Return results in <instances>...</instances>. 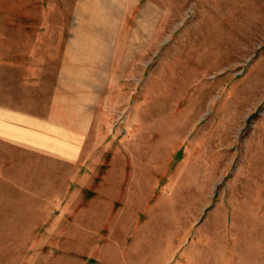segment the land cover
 Listing matches in <instances>:
<instances>
[{
    "label": "rangeland",
    "instance_id": "rangeland-1",
    "mask_svg": "<svg viewBox=\"0 0 264 264\" xmlns=\"http://www.w3.org/2000/svg\"><path fill=\"white\" fill-rule=\"evenodd\" d=\"M87 1L52 11L86 25ZM151 1L154 29H55L48 63L38 5L17 29L0 0L2 100L29 112L0 120V264H264V0Z\"/></svg>",
    "mask_w": 264,
    "mask_h": 264
},
{
    "label": "crops",
    "instance_id": "crops-1",
    "mask_svg": "<svg viewBox=\"0 0 264 264\" xmlns=\"http://www.w3.org/2000/svg\"><path fill=\"white\" fill-rule=\"evenodd\" d=\"M25 0H18L17 5V29H24L23 18H24V8ZM38 5L39 9L33 12L34 19H38V25H34L33 29H38L34 31V35L31 38L27 37L25 44V49L29 50L32 44L33 48V57L45 60L56 59V31L55 29H101V32L107 34L109 38L112 37L115 29H154V23L157 19V13L154 11L153 2L151 0L141 2L142 0H88L90 7L95 9H101V12L98 13L96 17L89 16L86 19L85 23L70 25L65 21L64 16H60V22L56 20L52 9L54 8L53 0H33ZM83 1V0H82ZM93 3V4H92ZM144 3V4H143ZM97 4V5H96ZM92 5V6H91ZM138 9H136V7ZM42 7V9H41ZM5 22H7V15L2 17ZM90 23V24H89ZM143 31V30H142ZM105 38V37H104ZM107 40V38L105 39ZM0 43L1 50L0 53V120L1 122L5 119L7 115L16 114V113H29L27 111H17L9 110L5 102H3V97L7 96L9 91V80H8V30L6 26H2L0 31ZM118 43V42H117ZM120 47V46H118ZM53 84L52 88L44 89V110L42 114L45 115L43 119L45 122H48L49 129L56 128L54 123L51 124V120L55 121L56 114L58 112L57 105V85H56V75L53 73L52 78ZM53 121V122H54ZM0 133H4V128L0 127ZM9 134L12 136L13 132L9 131ZM26 135L32 137L33 134L26 132Z\"/></svg>",
    "mask_w": 264,
    "mask_h": 264
},
{
    "label": "bare ground",
    "instance_id": "bare-ground-1",
    "mask_svg": "<svg viewBox=\"0 0 264 264\" xmlns=\"http://www.w3.org/2000/svg\"><path fill=\"white\" fill-rule=\"evenodd\" d=\"M90 24V23H89Z\"/></svg>",
    "mask_w": 264,
    "mask_h": 264
}]
</instances>
